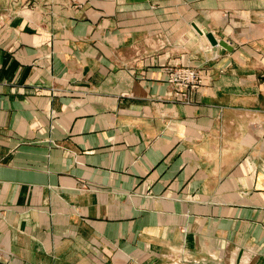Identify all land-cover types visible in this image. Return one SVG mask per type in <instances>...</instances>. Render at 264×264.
I'll use <instances>...</instances> for the list:
<instances>
[{
  "label": "crops",
  "instance_id": "1",
  "mask_svg": "<svg viewBox=\"0 0 264 264\" xmlns=\"http://www.w3.org/2000/svg\"><path fill=\"white\" fill-rule=\"evenodd\" d=\"M0 264H264V0H0Z\"/></svg>",
  "mask_w": 264,
  "mask_h": 264
},
{
  "label": "built area",
  "instance_id": "2",
  "mask_svg": "<svg viewBox=\"0 0 264 264\" xmlns=\"http://www.w3.org/2000/svg\"><path fill=\"white\" fill-rule=\"evenodd\" d=\"M168 82L175 88V96L179 101H186L189 93L203 85L201 71L189 66L173 68L169 71Z\"/></svg>",
  "mask_w": 264,
  "mask_h": 264
},
{
  "label": "water",
  "instance_id": "3",
  "mask_svg": "<svg viewBox=\"0 0 264 264\" xmlns=\"http://www.w3.org/2000/svg\"><path fill=\"white\" fill-rule=\"evenodd\" d=\"M201 34H205L208 38V40L210 41V43L214 46H222L226 49H230V46L227 42L225 41H218L211 33H208V31H200Z\"/></svg>",
  "mask_w": 264,
  "mask_h": 264
}]
</instances>
